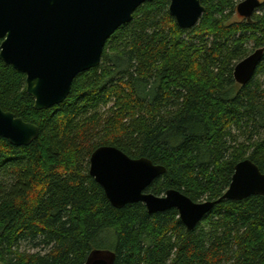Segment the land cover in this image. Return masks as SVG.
Listing matches in <instances>:
<instances>
[{
	"label": "trees",
	"instance_id": "trees-1",
	"mask_svg": "<svg viewBox=\"0 0 264 264\" xmlns=\"http://www.w3.org/2000/svg\"><path fill=\"white\" fill-rule=\"evenodd\" d=\"M240 1L204 0L192 29L170 0L144 3L51 108L35 109L25 74L0 62L3 109L40 129L27 146L0 137V264H85L95 249L114 264H264V196L222 199L189 230L175 208L114 207L89 172L113 145L166 167L149 192L196 202L222 197L246 158L264 172V57L247 84L233 76L264 47V0L231 23Z\"/></svg>",
	"mask_w": 264,
	"mask_h": 264
},
{
	"label": "water",
	"instance_id": "water-1",
	"mask_svg": "<svg viewBox=\"0 0 264 264\" xmlns=\"http://www.w3.org/2000/svg\"><path fill=\"white\" fill-rule=\"evenodd\" d=\"M154 0H0V62L26 76V89L37 110L62 103L82 72L98 67L107 41L135 11ZM204 0H170L169 13L182 29L195 27L206 7ZM260 0H243L237 12L248 19ZM264 47L234 67L237 83L247 84L262 61ZM39 127L5 111L0 102V137L14 146L30 145ZM167 169L147 157L133 158L113 145L96 148L90 157V175L116 208L142 202L149 213L175 208L184 225L194 229L222 199L244 200L264 196V172L251 159L238 162L231 183L217 200L196 202L178 189L163 194L148 188ZM115 253L95 249L85 264H114Z\"/></svg>",
	"mask_w": 264,
	"mask_h": 264
},
{
	"label": "rangeland",
	"instance_id": "rangeland-1",
	"mask_svg": "<svg viewBox=\"0 0 264 264\" xmlns=\"http://www.w3.org/2000/svg\"><path fill=\"white\" fill-rule=\"evenodd\" d=\"M243 1V0H242ZM262 1V0H261ZM241 2V1H240ZM239 2V3H240ZM257 13H259V12H262V11H256ZM229 21H231V23H234V22H243V18L238 14V12L236 11L235 13H233V15H232V17H231V19L229 20ZM254 50V48L252 47H250V52H252ZM249 52V53H250Z\"/></svg>",
	"mask_w": 264,
	"mask_h": 264
},
{
	"label": "flooded vegetation",
	"instance_id": "flooded-vegetation-1",
	"mask_svg": "<svg viewBox=\"0 0 264 264\" xmlns=\"http://www.w3.org/2000/svg\"><path fill=\"white\" fill-rule=\"evenodd\" d=\"M260 2H261V4H262L263 0H262V1L260 0ZM260 6H261V5H260ZM259 8H260V7H259ZM259 8H258V9H259ZM258 9H257V10H258ZM257 10H256V11H257ZM256 11H255V12H256ZM255 12H254V13H255ZM238 14H239V13H238ZM239 15H240V14H239ZM253 15H254V14H253ZM253 15H252V16H253ZM240 16H241V15H240ZM252 16H251V18H252ZM241 17L243 18V20H244V19H246V20H251V18L248 19V18L243 17V16H241ZM256 49H257V48H255L252 52H254ZM252 52H250V53H252ZM250 53H249V54H250ZM249 54H248V55H249ZM245 57H246V56H245ZM245 57H244V58H245ZM263 57H264V56H263ZM241 60H242V59H241ZM238 62H239V61H238ZM238 62H237V63H238ZM260 63H261V62H260ZM240 85H241V84H240Z\"/></svg>",
	"mask_w": 264,
	"mask_h": 264
}]
</instances>
